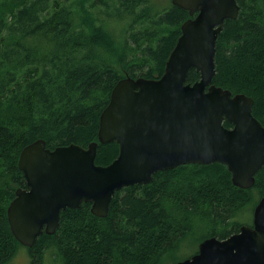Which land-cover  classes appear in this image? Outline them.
I'll list each match as a JSON object with an SVG mask.
<instances>
[{
  "label": "trees",
  "instance_id": "1",
  "mask_svg": "<svg viewBox=\"0 0 264 264\" xmlns=\"http://www.w3.org/2000/svg\"><path fill=\"white\" fill-rule=\"evenodd\" d=\"M236 3L237 18L224 22L215 44L212 83L250 97L263 123L264 0ZM189 18L171 3L155 10L150 0H0V264L21 249L32 264H173L190 244L251 225L264 196V167L251 188L240 189L219 164L179 166L115 192L105 218L93 216L88 203L66 209L55 233L31 248L15 240L7 222L15 191L26 188L21 150L38 139L51 150L97 142L115 84L159 78ZM198 79L190 69L187 82ZM117 155L115 143L98 144L95 164L107 166Z\"/></svg>",
  "mask_w": 264,
  "mask_h": 264
},
{
  "label": "water",
  "instance_id": "2",
  "mask_svg": "<svg viewBox=\"0 0 264 264\" xmlns=\"http://www.w3.org/2000/svg\"><path fill=\"white\" fill-rule=\"evenodd\" d=\"M188 12L180 36L157 79L124 78L113 87L99 116L97 142L48 149L43 139L18 157L25 189H17L6 216L15 240L31 248L42 234L53 235L66 209L90 204L108 215L115 192L147 185L159 172L184 165L219 164L240 189L254 185L264 167V120L252 115L253 100L215 86V44L226 20L239 13L236 0H170ZM190 69L199 79L190 84ZM231 128L224 127V123ZM115 143L117 158L97 166L98 144ZM173 264H264V196L251 226L227 239H205L197 252Z\"/></svg>",
  "mask_w": 264,
  "mask_h": 264
},
{
  "label": "rangeland",
  "instance_id": "3",
  "mask_svg": "<svg viewBox=\"0 0 264 264\" xmlns=\"http://www.w3.org/2000/svg\"><path fill=\"white\" fill-rule=\"evenodd\" d=\"M151 5L155 10L161 11L165 8H167L171 1L170 0H150ZM77 18L76 22L78 21L79 12H76ZM122 24V23H121ZM120 24V26H121ZM197 252L196 244H190L189 246L181 249L180 252H177L173 259L174 260H183L189 258L193 254ZM9 264H31L29 263V258L27 256V252L24 249H21L18 254L15 256V258L9 263ZM43 264H56L55 262H43Z\"/></svg>",
  "mask_w": 264,
  "mask_h": 264
},
{
  "label": "flooded vegetation",
  "instance_id": "4",
  "mask_svg": "<svg viewBox=\"0 0 264 264\" xmlns=\"http://www.w3.org/2000/svg\"><path fill=\"white\" fill-rule=\"evenodd\" d=\"M249 226H251V225H249ZM31 261L29 260V263H30ZM32 264V263H31Z\"/></svg>",
  "mask_w": 264,
  "mask_h": 264
}]
</instances>
